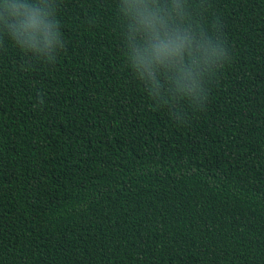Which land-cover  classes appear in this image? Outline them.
Returning a JSON list of instances; mask_svg holds the SVG:
<instances>
[{"label": "trees", "instance_id": "1", "mask_svg": "<svg viewBox=\"0 0 264 264\" xmlns=\"http://www.w3.org/2000/svg\"><path fill=\"white\" fill-rule=\"evenodd\" d=\"M161 2L225 51L198 104L153 99L121 0H53L52 60L0 37V264H264V0Z\"/></svg>", "mask_w": 264, "mask_h": 264}, {"label": "clouds", "instance_id": "2", "mask_svg": "<svg viewBox=\"0 0 264 264\" xmlns=\"http://www.w3.org/2000/svg\"><path fill=\"white\" fill-rule=\"evenodd\" d=\"M121 11L130 67L149 86L153 99H164L167 84L173 98L200 103L203 79L224 58V49L182 28L185 16L175 2L168 6L161 0H121ZM53 13V0H0V37L6 35L25 52L52 60L54 50L63 47Z\"/></svg>", "mask_w": 264, "mask_h": 264}]
</instances>
